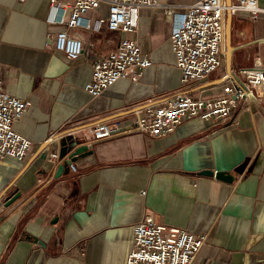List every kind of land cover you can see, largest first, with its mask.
<instances>
[{
  "label": "crops",
  "instance_id": "obj_1",
  "mask_svg": "<svg viewBox=\"0 0 264 264\" xmlns=\"http://www.w3.org/2000/svg\"><path fill=\"white\" fill-rule=\"evenodd\" d=\"M197 1L142 6L132 32L107 29L101 2L85 13L89 27L75 30L83 52L70 60L45 44L69 31L66 16L52 21L51 0H0V77L7 92L30 102L13 128L31 142L23 159L0 158V264H125L133 225L146 217L207 234L191 264H264V103L252 100L231 120L186 118L164 136L92 134L103 122L134 123L174 93L217 95L229 71L264 65V12L231 13L228 58L206 79L182 84L170 24ZM122 38L150 65L135 81L121 78L90 95L83 86L93 59ZM65 138L92 153L56 176ZM206 169L227 171L232 182L199 174Z\"/></svg>",
  "mask_w": 264,
  "mask_h": 264
},
{
  "label": "built area",
  "instance_id": "obj_2",
  "mask_svg": "<svg viewBox=\"0 0 264 264\" xmlns=\"http://www.w3.org/2000/svg\"><path fill=\"white\" fill-rule=\"evenodd\" d=\"M107 2L105 24L111 31H135L139 8L159 5L160 0H75L61 3L51 0L52 21L65 23L69 31H58L53 41H47L55 50L63 52L70 60L83 52V40L75 34L79 28L89 27L85 13ZM239 13L254 19L264 12L258 0H238L227 6L225 0H199L189 5L179 19L170 24L169 41L176 67L180 70L182 84L206 79L222 63L226 52V14ZM173 16L172 7L166 9ZM103 22L99 19L95 27ZM150 60L142 54L132 39H120L114 51L100 54L93 59L90 79L84 90L92 96L100 95L118 79H138ZM227 85L219 94L211 97H194L174 93L161 104L148 106L134 123L124 124L118 120L96 125L92 134L102 139L120 131L136 130L153 136L172 132L186 118L201 120H231L242 107L252 100L264 103V65L259 63L240 67L226 76ZM30 102L7 92L0 77V158L23 159L31 142L13 128L29 109ZM56 158V154L51 155ZM69 169L76 171L73 163ZM206 233H194L184 228L155 223L149 217L133 225V245L125 264H191L206 242Z\"/></svg>",
  "mask_w": 264,
  "mask_h": 264
},
{
  "label": "water",
  "instance_id": "obj_3",
  "mask_svg": "<svg viewBox=\"0 0 264 264\" xmlns=\"http://www.w3.org/2000/svg\"><path fill=\"white\" fill-rule=\"evenodd\" d=\"M227 6L232 4V0H225ZM227 21L225 26V43H226V52L225 57L228 58V54L230 51V17L231 11H227ZM231 74L229 71L228 75ZM78 140L74 138H65L59 142L60 149H59V157L63 158V161L57 165L56 168V176H59L64 169H69L70 163H73L74 166L80 168L81 163H78L79 160L84 157L85 155H90L92 151H87L89 149H84L85 146L79 145L76 146ZM91 150V149H90ZM88 152L87 154L83 155L84 152ZM67 152H69L67 154ZM201 175H209L215 176L216 179L232 182L230 174L227 171H213V170H201L199 171Z\"/></svg>",
  "mask_w": 264,
  "mask_h": 264
}]
</instances>
